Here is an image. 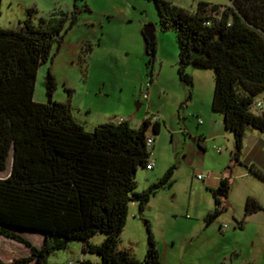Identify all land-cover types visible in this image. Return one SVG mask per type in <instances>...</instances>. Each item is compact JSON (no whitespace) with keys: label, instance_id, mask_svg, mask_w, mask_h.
Listing matches in <instances>:
<instances>
[{"label":"trees","instance_id":"trees-1","mask_svg":"<svg viewBox=\"0 0 264 264\" xmlns=\"http://www.w3.org/2000/svg\"><path fill=\"white\" fill-rule=\"evenodd\" d=\"M154 2L160 29L176 33L180 79L192 85L185 72L188 65L214 71L212 110L222 114L233 135V156L239 160L246 130L264 134V112L250 109L264 92V0H227L226 5L199 1L193 11L167 0ZM27 11L17 28H0V171L7 168L11 154L10 171L0 177V236L23 243L30 252L9 262L0 259V264H59L48 263V255L72 240H80L84 252L100 257L96 263L78 264H162L146 219L144 258L117 249L129 202L137 201L142 213L150 196L172 182L176 165L147 189L135 191L138 168L152 166L147 130L151 126L157 134L160 123L146 118L134 129L125 120L104 122L87 131L73 118L68 102L53 99L56 80L50 70L45 77L47 102L35 101L38 67L78 17L75 11H54L35 24V8ZM143 39L152 60L155 35L143 32ZM248 169L264 177L260 166L252 163ZM220 183L228 191L227 180ZM215 191L207 225L224 210ZM260 209L254 198L247 197L244 216ZM25 231L40 232L41 245L33 244ZM98 232L105 238L91 243Z\"/></svg>","mask_w":264,"mask_h":264},{"label":"rangeland","instance_id":"rangeland-1","mask_svg":"<svg viewBox=\"0 0 264 264\" xmlns=\"http://www.w3.org/2000/svg\"><path fill=\"white\" fill-rule=\"evenodd\" d=\"M167 1L192 11L199 1L227 4V0ZM32 7L36 10L32 16L35 24L54 11H75L78 17L64 32L61 43L53 44L50 58L38 67L33 99L47 102L45 77L50 70L56 80L53 99L68 102L73 118L87 131L119 119L134 129L146 118L151 123L158 121L157 134L151 126L147 130L153 139L149 156L152 166L138 168L137 192L147 189L170 166L176 165L171 184L152 194L142 213L137 201L129 202L117 249L128 250L139 260L144 258L147 230L143 219H146L162 264H189V238L206 231V235L212 232L215 237L226 234L229 242L252 249L254 255L264 253V177L248 169L254 146L264 150L262 133L253 128L246 130L236 160L229 130L224 126L211 132L203 130L213 116L221 115L211 106L214 71L188 65L185 72L191 76L192 85L180 79L176 33L160 29L154 0H1L0 28H17ZM146 25L155 27L157 49L152 60L144 48ZM258 101L262 102L261 108L256 106ZM250 109L255 114L264 112V92L255 97ZM254 164L264 172V165ZM10 167L11 154L0 177L8 175ZM221 179L227 180L229 186L226 196L221 197L224 210L207 225L205 218L215 208L212 190L220 186ZM247 197L254 198L262 209L244 216ZM239 221L242 228L238 227ZM225 225L226 232L222 233L220 227L225 229ZM24 235L36 246L41 245L40 232L25 231ZM105 236L98 232L90 242L100 244ZM82 246L80 240L69 241L66 248L48 255L47 262L100 261L97 254L84 252ZM27 254L29 248L23 243L0 236L2 261Z\"/></svg>","mask_w":264,"mask_h":264},{"label":"crops","instance_id":"crops-1","mask_svg":"<svg viewBox=\"0 0 264 264\" xmlns=\"http://www.w3.org/2000/svg\"><path fill=\"white\" fill-rule=\"evenodd\" d=\"M220 126H224V120L222 114L213 116L211 118L210 123L206 124L205 127H203V130L207 132H211L215 129L218 130ZM203 133L205 135L204 131L202 132V134ZM262 139L264 140L263 135H262ZM251 152L252 153L250 155V158H248L249 162L250 163L256 162L262 164L263 166L264 165L263 148L259 147L258 145H255ZM211 183H213V181ZM217 183L218 182H215V185H217ZM210 185L212 187L213 184ZM220 229L221 232L224 233L226 232L227 227L223 229L222 226L220 227ZM206 232L199 233V235L196 236L195 238L193 237L189 238L191 243L189 245L191 246V250H190L191 255L189 254L190 256L189 264H264V253L259 254V256L254 255L252 249L242 246L241 244L239 245L235 241L233 243L229 242L227 240L228 235L226 234L216 235L217 237L216 238L215 236L211 235L212 232H209L208 235H206ZM218 239L219 242H217ZM166 253L167 250L165 248L163 251L164 257H166ZM200 257H204V258L201 259ZM195 259H198L197 261L198 263L195 261Z\"/></svg>","mask_w":264,"mask_h":264},{"label":"water","instance_id":"water-1","mask_svg":"<svg viewBox=\"0 0 264 264\" xmlns=\"http://www.w3.org/2000/svg\"><path fill=\"white\" fill-rule=\"evenodd\" d=\"M155 31V27L154 25H146L144 28V32L148 35L151 36L152 34H154ZM216 194L219 197L225 196L227 193V190L224 188V186L221 184L217 189H216Z\"/></svg>","mask_w":264,"mask_h":264},{"label":"built area","instance_id":"built-area-1","mask_svg":"<svg viewBox=\"0 0 264 264\" xmlns=\"http://www.w3.org/2000/svg\"><path fill=\"white\" fill-rule=\"evenodd\" d=\"M256 106H257L258 108H261V107H262V102H261V101L256 102ZM121 121H124V119H119L118 122H121ZM198 122L200 123V122H201V119H199ZM263 137H264V134H263ZM152 140H153V139L151 138V136H147V137H146V143H147V146H149V147L151 146ZM197 177L200 178V179H203V176H202L201 174H198ZM224 227H227V226L225 225Z\"/></svg>","mask_w":264,"mask_h":264}]
</instances>
